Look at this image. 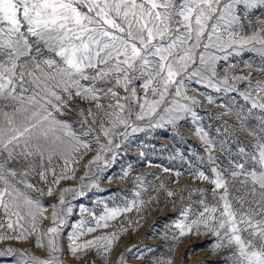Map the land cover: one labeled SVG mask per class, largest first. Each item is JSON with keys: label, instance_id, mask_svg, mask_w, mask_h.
<instances>
[{"label": "snow or ice", "instance_id": "snow-or-ice-1", "mask_svg": "<svg viewBox=\"0 0 264 264\" xmlns=\"http://www.w3.org/2000/svg\"><path fill=\"white\" fill-rule=\"evenodd\" d=\"M189 89L224 110L210 116L234 118L230 126L247 140L228 128L206 130L203 102ZM182 122L203 152L177 149L171 159L182 160L184 171L158 167L210 187L180 190L187 203L164 232L169 249L207 237L215 264H264V0H0V242L34 238L47 256L0 251L14 264H63L66 235L74 258L94 250L107 264L127 229L94 234L133 210L139 216L157 199L148 194L167 186L150 188L138 175L129 197L127 189H100V181L129 177L131 163L118 175L111 169L137 134ZM89 153L79 184L59 188L76 179ZM57 192L55 203L40 199ZM93 192L110 200L77 203ZM175 195L166 191L173 203ZM127 251L147 258L139 247ZM126 259L121 254L118 264Z\"/></svg>", "mask_w": 264, "mask_h": 264}, {"label": "rangeland", "instance_id": "rangeland-1", "mask_svg": "<svg viewBox=\"0 0 264 264\" xmlns=\"http://www.w3.org/2000/svg\"><path fill=\"white\" fill-rule=\"evenodd\" d=\"M223 71L220 75L223 76ZM234 74L239 75L241 72L237 70ZM139 91V89H138ZM190 95H197L198 99L203 102V107L199 108V113L204 116V126L206 130H209L215 135L217 128H228L230 133L241 137L243 140H247L246 133L237 130L230 125L235 124L234 118L227 116L217 117L209 115L210 113H217L224 111L217 105H210L204 101L203 97L199 96L198 93L193 92L189 89ZM229 120V124H225L224 121ZM203 145L198 138L191 131V125L186 122H182L175 128L165 129H154L145 133L137 134V137L129 144L125 145L124 151L121 153V159L117 162L114 168L111 169L112 174H119L122 167L131 163L135 167L130 172L129 177L126 180L118 181L112 180L109 182L106 178L101 180L99 183L100 189H108L111 192H120L126 190V194L131 197L132 195V180L135 176H145L147 178L148 187H157L161 182L166 184V189H160L158 193L150 192L148 195H155L156 200L152 201L144 211L138 216L135 210L127 214L126 218L113 223L112 228H108L102 231H98L94 235H102L110 233L121 228L127 229L122 231L119 239L116 241L112 252L108 256L107 264H118L121 254L127 259L124 264H153V260L157 258H164L171 255L173 264H200V262H206V264H215L218 257L211 255L208 251V244L210 240L207 237H190L183 239L178 243L174 252L169 249L171 240L164 237V232L170 230L171 222L177 217V207L181 203H187V201H181L180 190L186 185L189 187H210L206 182L194 181L188 174L181 175L179 178L176 177L174 172H164L163 167L169 169H176L184 171L187 165L180 159H171L176 154L177 149L184 153L185 156L190 151L203 152ZM145 153L144 157H141L140 152ZM215 154V153H214ZM94 153H89L80 162L78 170L76 172V179L61 181L59 188H75L79 184L80 177L84 175L86 169L84 165L91 158ZM193 159H195L193 157ZM163 166V167H158ZM211 167V165H206ZM43 186V185H41ZM171 190L176 195L174 196L175 203L172 199L166 196V191ZM47 191V189H45ZM34 196L38 197V193H33ZM188 195L187 192L184 193ZM97 197L109 199L110 196L107 192H93L89 193V196L82 201L77 203H84L88 206H93L92 201ZM71 198V196H69ZM45 205L55 203L58 199L55 197H40ZM147 200L148 196L143 197ZM101 210L100 206L96 207V211ZM51 209H49V212ZM79 215H74L71 219H79ZM89 222L90 218L85 217ZM139 221V223H137ZM50 226V221L45 220L41 224V228L46 229ZM91 238V237H86ZM62 246L61 260L63 264H104L102 258L96 254L94 250L88 251L80 255V257L74 258L67 249V236L64 235L60 240ZM134 246L139 247L146 252V259H134L132 254L127 251L129 248ZM195 246V250L192 247ZM12 247L14 249H29L34 255L41 258H46L47 250L45 248H38L34 244V238L28 242L17 243L15 241H3L0 242V250ZM150 249V251H149ZM186 252H190V255H186ZM15 257L12 254H4L0 251V264H14Z\"/></svg>", "mask_w": 264, "mask_h": 264}]
</instances>
